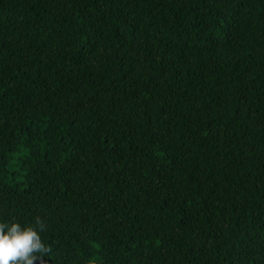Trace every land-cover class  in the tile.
<instances>
[{
	"label": "trees",
	"instance_id": "trees-1",
	"mask_svg": "<svg viewBox=\"0 0 264 264\" xmlns=\"http://www.w3.org/2000/svg\"><path fill=\"white\" fill-rule=\"evenodd\" d=\"M35 217L45 264H264V0H0V223Z\"/></svg>",
	"mask_w": 264,
	"mask_h": 264
},
{
	"label": "clouds",
	"instance_id": "clouds-1",
	"mask_svg": "<svg viewBox=\"0 0 264 264\" xmlns=\"http://www.w3.org/2000/svg\"><path fill=\"white\" fill-rule=\"evenodd\" d=\"M46 224L35 217L34 226L22 227L19 223H0V264H45L44 257L52 249L40 236Z\"/></svg>",
	"mask_w": 264,
	"mask_h": 264
}]
</instances>
